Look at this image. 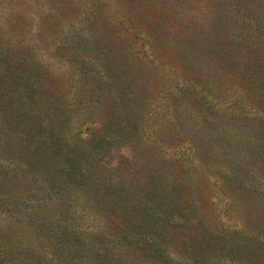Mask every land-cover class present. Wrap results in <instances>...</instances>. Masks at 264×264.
<instances>
[{"label":"rangeland","instance_id":"1","mask_svg":"<svg viewBox=\"0 0 264 264\" xmlns=\"http://www.w3.org/2000/svg\"><path fill=\"white\" fill-rule=\"evenodd\" d=\"M0 264H264V0H0Z\"/></svg>","mask_w":264,"mask_h":264}]
</instances>
